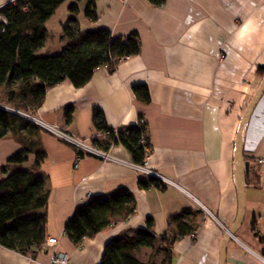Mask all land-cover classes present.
I'll list each match as a JSON object with an SVG mask.
<instances>
[{
	"label": "crops",
	"instance_id": "0c3cea01",
	"mask_svg": "<svg viewBox=\"0 0 264 264\" xmlns=\"http://www.w3.org/2000/svg\"><path fill=\"white\" fill-rule=\"evenodd\" d=\"M6 2L0 0V8ZM70 4H61L46 22L39 55L64 49ZM87 4H79L82 31L105 28L115 37L136 32L141 53L113 71L97 68L83 87L65 80L49 88L36 115L99 146L111 140L97 130L96 111L109 128L123 132L144 119L151 144L148 166L172 184L142 188L146 174L92 156H83L75 167L76 150L41 129H33L31 137L46 151L42 166L35 167L34 153L23 163H10L24 145L8 135L0 140V180L18 170L36 171L46 178L50 196L43 250L31 256L0 247V264H49L56 253L68 255L71 264H99L113 238L135 235L149 218L159 237L167 232L171 217L184 211L197 225L196 236L174 243L172 264H221L223 242L238 215V129L262 81L256 72L264 66V0H165L162 6L149 0H96L97 21L86 17ZM238 32L243 37L237 44ZM137 85L147 86L149 101L137 97ZM243 144L249 163L244 173L245 215L227 242L224 264H264V94L244 129ZM109 148L121 160L133 161L123 145ZM121 189L135 196V213L76 247L65 226L77 207ZM52 238L56 243L48 244ZM151 254V249L141 248L136 256L147 262ZM162 259L161 254L157 260Z\"/></svg>",
	"mask_w": 264,
	"mask_h": 264
},
{
	"label": "trees",
	"instance_id": "16d2710c",
	"mask_svg": "<svg viewBox=\"0 0 264 264\" xmlns=\"http://www.w3.org/2000/svg\"><path fill=\"white\" fill-rule=\"evenodd\" d=\"M68 0H15L0 8V104L15 110L36 114L49 88L69 80L75 87L85 86L95 70L109 66L113 71L123 60L141 53L138 33L115 37L109 29L82 31L77 15L82 0H71V16L64 24L66 45L61 53L41 56L38 51L47 37L46 22L61 4ZM96 0H88L86 17L97 21ZM162 6L165 0H149ZM264 78V66L257 69ZM137 97L150 100L147 86L134 87ZM73 109L67 110L72 118ZM97 130L108 133L111 143L121 144L131 153L133 162L144 165L151 153L147 125H137L128 132L109 128L101 112L95 113ZM33 129H40L22 116L0 107V140L12 135L24 145V150L13 155L10 163H23L30 153L36 156L39 168L47 154L42 145L31 137ZM108 145L99 146L110 149ZM142 188L165 189V184L154 177L141 180ZM50 189L46 178L36 171L18 170L0 180V247L20 254L35 256L43 250L47 236V213ZM137 209L135 196L124 189L106 196L91 197L75 210L65 226V234L80 247L118 220L129 219ZM197 225L188 211L173 216L166 233L156 236L154 222L149 218L145 228L135 235H123L110 240L99 264H172L173 245L180 238L191 235ZM141 248L152 251L147 262L136 253ZM162 254L163 259L157 258Z\"/></svg>",
	"mask_w": 264,
	"mask_h": 264
},
{
	"label": "built area",
	"instance_id": "2783aa9c",
	"mask_svg": "<svg viewBox=\"0 0 264 264\" xmlns=\"http://www.w3.org/2000/svg\"><path fill=\"white\" fill-rule=\"evenodd\" d=\"M9 1H15V0H7V2ZM104 68L109 69V66L105 65ZM0 107L22 116L23 118L27 119L34 125L38 126L41 130L48 132L49 134L53 135L57 139L65 142L66 144L74 148L77 152L75 167H78L79 161L83 156H92V157L98 158L105 164L124 165L126 167L132 168L134 171L138 173H144L149 177L157 178L164 184H172L171 181H169L168 179L162 177L161 175H159L158 173L150 169L147 161L144 165H139L133 161L132 162L123 161L117 156H115L112 153L111 149H103L96 145L88 143L86 140L79 139L76 136H74L72 133L64 130L58 125H53V124L48 123L47 121L43 120L36 114H30V113H26L23 111L15 110L4 104H0ZM145 124L146 122L144 119L139 120V123H138L139 126L145 125ZM259 162L262 163L263 161L261 160ZM191 236L194 238L196 236V232L191 234ZM56 240L57 239L55 238L49 239L48 244L56 243ZM261 259L264 262V257H262ZM49 264H71V263H70L68 255L63 254V253H56L51 257Z\"/></svg>",
	"mask_w": 264,
	"mask_h": 264
},
{
	"label": "water",
	"instance_id": "95a60500",
	"mask_svg": "<svg viewBox=\"0 0 264 264\" xmlns=\"http://www.w3.org/2000/svg\"><path fill=\"white\" fill-rule=\"evenodd\" d=\"M264 94V78L261 81V84L249 102L243 117L241 118L237 139H236V149H235V165H236V189L238 197V215L234 225L228 230V235L223 242L221 249V264H224L225 250L227 242L231 236L235 235L237 229L243 222L245 215V184H244V173L247 171L249 163L245 162L244 158V144H243V132L249 121V118L258 103L261 96Z\"/></svg>",
	"mask_w": 264,
	"mask_h": 264
},
{
	"label": "clouds",
	"instance_id": "9594fccd",
	"mask_svg": "<svg viewBox=\"0 0 264 264\" xmlns=\"http://www.w3.org/2000/svg\"><path fill=\"white\" fill-rule=\"evenodd\" d=\"M243 37V32H238L235 39H234V43H239V41L242 39Z\"/></svg>",
	"mask_w": 264,
	"mask_h": 264
},
{
	"label": "rangeland",
	"instance_id": "374dc122",
	"mask_svg": "<svg viewBox=\"0 0 264 264\" xmlns=\"http://www.w3.org/2000/svg\"><path fill=\"white\" fill-rule=\"evenodd\" d=\"M2 101H3V96L1 95V96H0V102H2Z\"/></svg>",
	"mask_w": 264,
	"mask_h": 264
}]
</instances>
